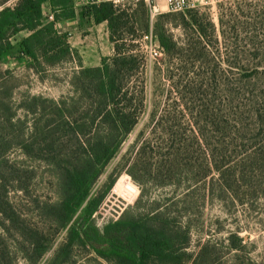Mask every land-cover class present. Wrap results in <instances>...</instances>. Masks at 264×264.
Instances as JSON below:
<instances>
[{
  "label": "trees",
  "instance_id": "16d2710c",
  "mask_svg": "<svg viewBox=\"0 0 264 264\" xmlns=\"http://www.w3.org/2000/svg\"><path fill=\"white\" fill-rule=\"evenodd\" d=\"M8 1L0 0V68L8 58L35 73L45 72L62 60L77 57L78 61L79 70L73 79L77 80L79 98L86 105L82 116L72 118L67 109L70 100L33 96L30 103L36 109L46 103L54 108L53 130L64 134L69 130L76 138V152L81 155L72 157L75 151L66 150L65 141L62 144L59 137L58 151L64 157L56 162L60 198L38 205L57 232L71 222L92 184L138 122L144 106L143 94L127 88L131 71L137 68V58L124 51L125 13L110 2L93 5L81 13L94 24L106 22L114 50V55L103 57L99 66L87 67L82 65L78 50L69 44L68 32H61L58 26L61 20L75 16L71 0H50L59 9L53 11L52 19L42 13L46 0H17L10 6L6 5ZM136 3L146 11L142 0ZM228 16L225 21L220 19V40L212 30L207 33L197 20L191 19L188 25L193 37L187 47L179 45L158 22L152 23L164 54L171 59L178 52L184 61L180 66L181 78L173 83L179 97L172 101L169 91V114L165 118L163 115L158 123L167 129L168 151L161 155L155 173H191L197 167V172L205 173L204 176L218 173L222 177L224 173H261L264 168V8L244 11L237 7ZM240 16L254 18L239 27ZM148 30L149 23L145 25V32ZM23 31L28 34L18 38ZM211 62L215 64V72L209 69ZM193 68L194 76L186 78ZM234 69L235 76L231 79L228 73ZM8 73L10 68L3 72ZM183 114L187 116L185 125L180 118ZM50 125L41 131L47 133ZM201 148L203 157L199 154ZM140 156L138 150L124 163V171L135 182L139 181L137 173L141 168L147 173L150 170L144 163L140 167ZM119 174L120 170L108 176L88 201L83 216L70 224L65 242L49 264L66 263L77 246L89 247L110 264H185L188 230L174 227L165 211L154 209L139 218H120L102 229L95 226L92 215ZM12 209L5 190H0V214L7 222L16 217ZM29 235L33 253L29 260L37 262L49 248L51 235L38 231Z\"/></svg>",
  "mask_w": 264,
  "mask_h": 264
},
{
  "label": "rangeland",
  "instance_id": "374dc122",
  "mask_svg": "<svg viewBox=\"0 0 264 264\" xmlns=\"http://www.w3.org/2000/svg\"><path fill=\"white\" fill-rule=\"evenodd\" d=\"M16 1L9 0L6 5H13ZM155 2L160 9L152 16L147 6H144V12L135 0L126 1L118 9L125 13L124 51L137 58V68L131 71L127 88L142 92L143 111L135 127L122 140L113 158L92 184L71 222L57 232L38 205L54 203L60 198V173L56 162L64 157L59 154L58 146L65 141L66 150L75 151L72 157L81 155L76 152V138L69 130L65 134L53 130L56 124L54 108L46 103L36 109L30 103L33 96L53 101L66 99L70 100L67 109L72 112V118L82 116L86 105L79 98L78 82L73 79L79 70L77 57L62 60L41 73L15 63L6 65L11 68L10 73L4 75L7 67L1 66L0 190H5L16 217L13 222H7L0 214V264H49L56 250L65 242L70 224L83 216L88 201L104 185L108 176L118 170L120 174L112 189L92 215L97 228L102 229L107 223L120 218H139L158 209L171 217L174 227L188 230L189 240L185 247L188 259L185 264H264V168L261 173H224L222 177L218 173L204 176L205 173L197 172V167L191 173L169 175L154 172L161 155L168 151L165 144L167 129L158 123L163 115L165 118L169 114V91L172 101L179 97L178 88L173 83L181 78L180 66L184 61L180 60L178 52L171 59L164 53L157 59H151L137 42L145 32V25H150L151 18L181 46L187 47L193 37L188 25L193 18L207 33L212 30L220 40V19L227 20L228 13L237 7L244 11L260 10L264 8V0H204L192 10L182 13L166 11L164 0ZM81 13L79 11L76 15L77 24L79 22L84 28L90 21ZM244 18H238L241 21L239 27L254 17ZM76 26L72 22L66 25L71 33L68 39L70 45L74 41ZM98 27L100 32L105 31L102 25ZM108 45V42L103 45L104 53H110ZM80 51L84 54L88 49L84 47ZM113 55L114 52L109 57ZM209 69L215 72L214 62L210 63ZM194 71L195 68L189 69L186 78L193 77ZM235 72L234 69L228 76L234 78ZM180 118L185 125L187 116L183 114ZM47 124H51L48 132L41 131ZM186 128V135H189L190 131ZM59 137H62L61 143ZM138 150L141 152L140 167L144 163L150 170L147 173L141 168L137 173L139 181L135 182L124 171V163L130 161ZM203 152L201 148V157ZM22 231L24 235H21ZM31 231L44 232L48 237L51 235L49 248L37 262L29 260L33 258ZM63 264L110 263L98 257L89 247L77 246Z\"/></svg>",
  "mask_w": 264,
  "mask_h": 264
},
{
  "label": "crops",
  "instance_id": "0c3cea01",
  "mask_svg": "<svg viewBox=\"0 0 264 264\" xmlns=\"http://www.w3.org/2000/svg\"><path fill=\"white\" fill-rule=\"evenodd\" d=\"M69 1V0H68ZM54 10H58L55 6L51 5L50 0H46L42 4V13L44 16H48L53 13ZM77 14L75 13V16L71 19H66V20H61L58 23L59 30L61 32H68L66 25L69 23L76 24L75 30V35H74V41L71 43V46L75 49L78 50L79 53H81V63L83 66L87 67H94V66H99L101 63V59L103 57H109L113 50V45L109 41V36H108V31H107V24L106 22H101L99 24H94L90 22L87 26L82 28V26L77 24ZM102 25V29L105 27V31L102 30L100 32V27ZM85 32V34H83ZM28 32L23 31L18 34V38H21L23 36H26ZM69 39V36H68ZM101 41V42H100ZM105 42H108L109 45L107 48H109L110 53H104V44ZM102 44V45H101ZM86 47L88 51L86 53L82 54L80 49ZM18 64V62L14 58H8L5 62L2 63V65H13V64ZM7 68H11L10 66H6Z\"/></svg>",
  "mask_w": 264,
  "mask_h": 264
},
{
  "label": "built area",
  "instance_id": "2783aa9c",
  "mask_svg": "<svg viewBox=\"0 0 264 264\" xmlns=\"http://www.w3.org/2000/svg\"><path fill=\"white\" fill-rule=\"evenodd\" d=\"M128 0H71L74 12L78 14L79 11L86 10L93 5H99L104 2H110L116 9L124 6L125 2ZM138 1V0H135ZM148 7L151 16L158 12L160 6L155 2V0H142ZM204 0H164L166 11L168 12H184L198 5V3H203ZM49 19H52V14L48 15ZM150 19L149 30L140 35L137 42L140 44L142 51L148 55L151 59H157L161 56L164 51L160 46L156 36L152 31V21Z\"/></svg>",
  "mask_w": 264,
  "mask_h": 264
}]
</instances>
